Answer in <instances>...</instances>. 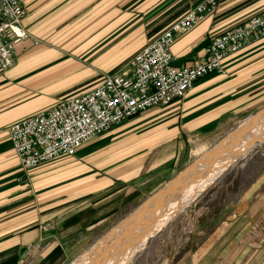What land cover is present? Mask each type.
<instances>
[{"label":"crops","instance_id":"1","mask_svg":"<svg viewBox=\"0 0 264 264\" xmlns=\"http://www.w3.org/2000/svg\"><path fill=\"white\" fill-rule=\"evenodd\" d=\"M205 1L20 0L24 27L34 40L17 47L14 68L0 70V264H62L71 239L64 233L91 227L128 204L132 187L166 177L186 155L191 139L224 130L264 106L263 40L229 57L226 75L200 79L183 100L132 119L118 141L108 146L101 141L81 149L78 157L22 170L8 129L43 112L36 94L56 82L84 83L79 93L46 95L56 101L48 110L94 88ZM263 11L264 0H220L191 33L177 38L174 64H192L213 37ZM35 37L49 44L35 50ZM64 37L72 38L58 43ZM78 64L84 71L75 77ZM244 201L240 209L245 212L236 213L200 264H264V195L257 189Z\"/></svg>","mask_w":264,"mask_h":264},{"label":"built area","instance_id":"2","mask_svg":"<svg viewBox=\"0 0 264 264\" xmlns=\"http://www.w3.org/2000/svg\"><path fill=\"white\" fill-rule=\"evenodd\" d=\"M219 0H207L172 24L131 60L129 74L107 76L92 90L33 116L8 129L21 167L32 170L61 156H73L112 126L154 108L165 107L189 94L212 72L225 73L223 61L252 41L264 39V12L225 31L206 46V55L185 66L174 64L173 43L190 32ZM26 10L20 0H0V70L16 65V49L31 39L24 27Z\"/></svg>","mask_w":264,"mask_h":264},{"label":"rangeland","instance_id":"3","mask_svg":"<svg viewBox=\"0 0 264 264\" xmlns=\"http://www.w3.org/2000/svg\"><path fill=\"white\" fill-rule=\"evenodd\" d=\"M94 6L96 5H92L91 7ZM194 8L189 10L186 14H188ZM179 19L174 21L172 24L177 22ZM200 23H198L187 34L191 33ZM172 24L168 28H170ZM168 28H166L159 36H161L165 31H167ZM184 35H178L176 37L173 43L172 51L177 41V38L179 36ZM70 38L72 37H64L63 41H60L59 39L58 43L67 41ZM156 38L154 37L153 40ZM31 39L34 40L33 36L31 37ZM41 39L40 37H35V50L46 47L49 44L46 39H44L45 42ZM213 39L214 37L209 41V43H211ZM263 40L264 39L259 41ZM51 41L57 42L56 40ZM45 43L47 45H45ZM207 45H205L203 49V55L200 58L206 55ZM246 46L242 47L239 51L235 53L229 54L225 58V60L222 62L223 71H225L224 74L219 72H212L205 75L203 78H206L211 75H226V60L232 55L240 53ZM131 60L129 61L127 67L125 69H122L120 73L109 75L107 74L103 76L102 81L105 80L107 76L129 74L131 70ZM82 71H84V68H82L80 64H78L77 66H73L72 72L76 73L75 77H80ZM76 81L77 80L67 83L56 82L53 83L51 87L49 86L50 88L48 90L36 94L41 95L39 100L40 109L46 111V108L56 102L52 101L51 98H48V96L46 95H60L61 93L69 90L71 92L73 90L72 93L75 94L83 90L81 89V86H83L84 83ZM100 83H98L96 86H98ZM88 86H92V84L84 87ZM186 96L177 101L183 100L184 98H186ZM175 102L171 103L170 105L174 104ZM263 109L264 106L254 110L251 113L240 116L238 119H235L234 121L230 122L224 130L215 133L205 134L199 138L191 139L187 147L186 155L183 157L180 164L173 168V171L169 170L164 173L166 174V177L161 178V176H158L155 179H152L148 183H146V186L132 187L130 189L129 194L126 196V201L128 204L124 205L116 212H110L104 217V219H100L98 222L91 225V227L86 229L80 228L78 230H76L75 228V230H71L67 234L64 233L65 235L71 237V239L69 241L70 244L67 246L70 250L69 257L62 264H70L80 254L85 252V250H87L94 243H96L99 238L104 236L114 226L118 225L122 220L128 217L129 214H131L141 205H143L149 197L156 195L159 190L164 188V186L167 185L170 181H172L180 172L185 170L188 166H191V164H193L198 159V156L212 149V147L216 146L221 140L227 137L230 132L234 131L238 128V126L245 122L246 119L251 116H255ZM149 110L150 109L146 111ZM142 113L120 124L112 126V128L106 133L99 135L82 145L73 156L61 157H78V152L81 149L96 147V143H100L101 141H105L107 143L105 144L106 146L110 145L113 140L118 141L120 137H123L124 134H126V126L128 125V123H130L132 119L140 116ZM195 151L196 153H193ZM58 158L42 163L38 167L44 166L46 164H51ZM38 167H35V169ZM22 170L25 171L23 168ZM257 189L264 195V143L257 144L247 153V155H245L243 158H240L235 164L228 168L217 180L213 182V184H211L207 189H205L195 200H193L190 204L180 210L179 213L174 216V218H172L151 237H149L146 240L145 244L142 247L140 246V249H138L130 257V261H125L122 264H200L203 259L207 258V252L213 246L215 241H217L219 237H222L224 232H227L229 230L230 223L235 218L236 213L245 212L240 209L241 206L246 207V202L244 200H246L247 197L249 198L250 194H252ZM133 192H135L136 195H134ZM131 196H134L135 199L132 200ZM119 258H123V255L119 256Z\"/></svg>","mask_w":264,"mask_h":264},{"label":"bare ground","instance_id":"4","mask_svg":"<svg viewBox=\"0 0 264 264\" xmlns=\"http://www.w3.org/2000/svg\"><path fill=\"white\" fill-rule=\"evenodd\" d=\"M264 143V109L180 172L70 264H122L257 144ZM193 153H196L193 152ZM123 255V258L119 256ZM129 263V262H128Z\"/></svg>","mask_w":264,"mask_h":264}]
</instances>
